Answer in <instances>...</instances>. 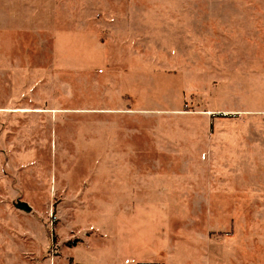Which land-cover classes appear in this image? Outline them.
I'll use <instances>...</instances> for the list:
<instances>
[{
	"label": "rangeland",
	"instance_id": "obj_1",
	"mask_svg": "<svg viewBox=\"0 0 264 264\" xmlns=\"http://www.w3.org/2000/svg\"><path fill=\"white\" fill-rule=\"evenodd\" d=\"M139 263L264 264V0H0V264Z\"/></svg>",
	"mask_w": 264,
	"mask_h": 264
},
{
	"label": "water",
	"instance_id": "obj_2",
	"mask_svg": "<svg viewBox=\"0 0 264 264\" xmlns=\"http://www.w3.org/2000/svg\"><path fill=\"white\" fill-rule=\"evenodd\" d=\"M14 206L15 208L23 210L25 212H29L31 210V207L24 201H17Z\"/></svg>",
	"mask_w": 264,
	"mask_h": 264
},
{
	"label": "trees",
	"instance_id": "obj_3",
	"mask_svg": "<svg viewBox=\"0 0 264 264\" xmlns=\"http://www.w3.org/2000/svg\"><path fill=\"white\" fill-rule=\"evenodd\" d=\"M139 264H157V263H139Z\"/></svg>",
	"mask_w": 264,
	"mask_h": 264
},
{
	"label": "crops",
	"instance_id": "obj_4",
	"mask_svg": "<svg viewBox=\"0 0 264 264\" xmlns=\"http://www.w3.org/2000/svg\"><path fill=\"white\" fill-rule=\"evenodd\" d=\"M158 264V263H157ZM169 264V263H168Z\"/></svg>",
	"mask_w": 264,
	"mask_h": 264
}]
</instances>
